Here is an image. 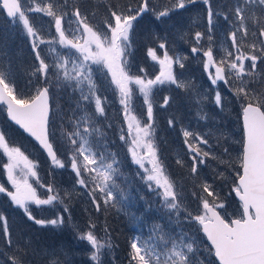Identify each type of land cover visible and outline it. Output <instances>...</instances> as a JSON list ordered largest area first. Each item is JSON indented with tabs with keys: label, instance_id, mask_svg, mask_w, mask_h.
Wrapping results in <instances>:
<instances>
[{
	"label": "trees",
	"instance_id": "16d2710c",
	"mask_svg": "<svg viewBox=\"0 0 264 264\" xmlns=\"http://www.w3.org/2000/svg\"><path fill=\"white\" fill-rule=\"evenodd\" d=\"M20 1L21 29L26 36L53 37L70 17L76 26L106 37L116 19H134L129 61L136 75L155 78L168 59L171 79L158 82L149 108L143 105L136 112L144 121L151 120L152 142L174 188L177 212L164 206L158 193L146 196L143 192L127 141L121 137L123 115L114 106V88L105 90L99 71L93 74L92 90L104 97L102 112L94 114L93 102L60 74L50 62L51 54L44 62L46 68L33 74L36 61L30 62L19 31L6 33L10 20L0 9V47L9 53L14 67L11 72L8 68L12 97L26 102L34 96V88L48 86V131L57 157H64L69 149L79 155L86 145L120 171L119 185L108 197L98 190L91 170L80 171L77 165L82 164L76 158L70 166L48 163L34 141L6 119L0 106V127L8 128L3 131L6 145L35 159L38 154L39 178L48 192L37 191V197L40 201L52 197V204L25 211L12 206L11 195L0 192V264H140L136 247L153 237L162 249L158 250L162 260L179 249L182 261L176 258V264H207L208 255L217 264L193 218L202 212L205 201L214 204L227 221L241 216L232 193L241 165V108L251 102L264 111V0ZM28 1L36 3L35 12L26 9ZM44 47L39 51H45ZM150 48L154 51L149 52ZM239 57L254 59L247 68L249 77L243 74L246 69L229 70ZM210 65L223 71L220 81L212 76ZM229 132L232 141L227 143L228 136L222 134ZM187 145L195 154H189ZM237 147L239 155L233 151L236 157L229 167L225 160ZM3 151L0 147L2 156ZM4 161L0 158V177ZM232 169L229 175L226 171ZM49 220L55 222L45 223ZM179 224L184 227L177 229ZM88 234L98 237L102 246L93 245L85 237Z\"/></svg>",
	"mask_w": 264,
	"mask_h": 264
},
{
	"label": "rangeland",
	"instance_id": "374dc122",
	"mask_svg": "<svg viewBox=\"0 0 264 264\" xmlns=\"http://www.w3.org/2000/svg\"><path fill=\"white\" fill-rule=\"evenodd\" d=\"M27 6L26 9L32 13L36 11V3L28 1ZM22 21L23 15L18 16L16 19L12 21L10 20V24L5 26L4 29L6 33L12 35H15L17 31L20 32L18 36L20 37L23 47L27 49L30 62L33 60L36 61V64L34 63L32 69L33 74H37L46 68L47 65L45 63L50 58L49 55L51 54L52 59H50V62L55 63L60 74L62 75L64 73L66 79L69 78V82H74V86L79 93L84 98L93 102V109L95 110L93 111L94 114L102 112L101 102L104 100V97L97 95V93L92 90L95 88V78L93 74L97 73L96 71H99L100 77L98 79L105 90L107 88H114L116 97L114 106L118 108L119 114L121 116L123 115V123L120 127L121 137L123 140L127 141L126 149L128 154H130L134 169H136L144 184L143 192L146 196L158 193L164 200V203L162 202V204L164 206H170V210L176 213L177 209L173 208L175 206L173 204L174 188L169 179L170 177H168L169 175L166 174L159 162L158 154L152 142L151 120L147 117V120L144 121V119L140 118L136 112L138 109L141 110L143 105L146 106V109L149 108L152 89L158 84V82L167 78L171 79V66H168L170 62L165 59V62L161 63L162 69L160 68L159 74L155 78L150 79L149 77H143L142 75L137 76V72L126 70V58L129 60V53L133 50L129 36L130 28L134 23V19H116L109 34L106 35V37H101L93 30H87L82 26H76L72 22L73 19H70L69 17L68 20H65L67 23H65L62 28L56 29L57 33L53 37L47 39H42L36 33L26 36V34H24L25 30L21 29V27H23ZM28 42H30L32 47ZM33 45L36 46V49ZM44 45L46 46L44 47ZM41 46L45 48V51L43 49L39 51ZM148 51L153 52L154 50L150 48ZM8 54V52H5L3 46L0 47V79L8 93L12 94L10 92V89L12 88L8 83V81H11L8 78V68L10 67L11 72L14 67L9 60L10 58ZM237 61V64L235 62L230 64L229 70L236 71L243 68L246 69V72L243 74L247 76V68L251 65V62H254V59L247 60V58L242 59L239 57ZM209 68L212 76L220 81L223 77V71L219 73L213 69L211 65ZM247 77H249V75ZM68 81H66L67 85H72ZM39 89L40 86L34 88L33 95H35ZM96 129L99 128H95L94 130ZM240 129L241 138H243L242 127H240ZM6 130H3V128L0 127V147L4 150L3 156L2 153H0V158L1 160H5L1 169L3 173H1L0 177V192L5 193L8 196L11 195L13 199L12 206L16 207L15 205H17L21 210L25 211L30 210L32 206L35 208L45 206L46 204L49 205L50 203L52 204L51 196L41 199L43 201H40L37 197V191L48 192L47 187L39 178L37 161V158H39L38 154L36 153L35 159L21 149L7 146L4 132H8V128H6ZM232 134V132L222 134V136H228L226 139L227 143L232 141ZM192 146L198 148V145L195 142L192 143ZM8 149H10V152L7 151ZM233 151L236 152V155L237 153L239 155V147H237V151L231 148L229 155L225 160L226 165L229 167H233L231 160L232 157H236L234 155L235 152ZM188 152L189 154L194 153L191 150H188ZM241 155L242 152H240V157ZM63 156L64 157L58 156L54 159L52 165L62 167L70 166L72 158H76L77 162L82 164L77 165L80 171L85 170L88 172L91 170L92 177L94 179L96 178L95 183L97 182L98 184V190L101 193L105 191L108 197L113 196L114 190L117 189L119 185L117 180H119L120 177L119 168L115 163H109L110 161H107L104 155L96 157L86 145L82 147L79 155L77 153H72L69 149L68 151L63 152ZM45 159L50 163L46 156ZM65 162H68V165H65ZM239 162L241 164V159ZM226 172L229 175H232L234 170L232 169L231 171ZM221 174L224 175L223 172H221ZM235 188L236 185L233 187V190ZM208 204H211V202L205 201L202 212L193 218V221L197 222L198 229L200 228L199 220L204 221L208 219V215L205 211V206ZM49 222H55V220H49L45 223ZM40 223L44 222L40 221ZM181 226L183 225L179 224L177 229H180ZM201 236L203 235L201 234ZM85 237H87L93 245L98 247L102 246L100 240H97L98 237L90 234ZM196 239L198 246L200 244L199 237L196 236ZM157 242L158 241L153 237L148 239V242L145 241L144 244L137 245L136 248L140 264H176V258H179V260L182 261V253L179 249H175L173 254H169L165 257V261L162 260L158 255L160 253L158 250L161 248L160 244ZM209 248L211 249L210 246ZM211 251L213 255V250L211 249ZM206 263L213 264L210 261L209 255L208 258H206Z\"/></svg>",
	"mask_w": 264,
	"mask_h": 264
},
{
	"label": "water",
	"instance_id": "95a60500",
	"mask_svg": "<svg viewBox=\"0 0 264 264\" xmlns=\"http://www.w3.org/2000/svg\"><path fill=\"white\" fill-rule=\"evenodd\" d=\"M0 6L8 19L22 12L19 0H0ZM0 105L7 120L30 137L52 162L56 153L48 133L51 108L47 88L42 86L33 98L21 103L10 96L0 80ZM240 118L241 167L233 194L241 204L242 218L227 222L208 204V219L199 220V226L219 264H264V112L246 103Z\"/></svg>",
	"mask_w": 264,
	"mask_h": 264
}]
</instances>
